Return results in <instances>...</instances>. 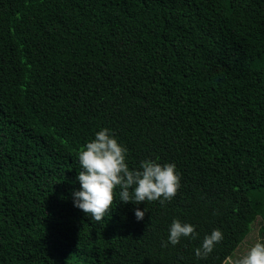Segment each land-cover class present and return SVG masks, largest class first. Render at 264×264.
Instances as JSON below:
<instances>
[{
  "label": "trees",
  "instance_id": "obj_1",
  "mask_svg": "<svg viewBox=\"0 0 264 264\" xmlns=\"http://www.w3.org/2000/svg\"><path fill=\"white\" fill-rule=\"evenodd\" d=\"M101 127L129 168L175 164L171 201L73 207ZM173 218L199 237L162 246ZM254 223L264 239V0H0V264H224Z\"/></svg>",
  "mask_w": 264,
  "mask_h": 264
},
{
  "label": "clouds",
  "instance_id": "obj_2",
  "mask_svg": "<svg viewBox=\"0 0 264 264\" xmlns=\"http://www.w3.org/2000/svg\"><path fill=\"white\" fill-rule=\"evenodd\" d=\"M127 153L128 149L111 129L101 127L95 131L77 153L79 171L74 179L79 187L71 192L73 207L101 221L111 209L114 195H118L121 203L133 205L171 201L181 186L175 164L160 163L159 158H144L137 167L129 168ZM144 215L145 210L133 208L137 222L142 221ZM167 232V241L162 242V246H175L181 240L199 237L195 225L176 218L171 220ZM222 239V231L213 228L200 239L199 246L193 249L194 255L198 259L206 258ZM233 264H264V239H257Z\"/></svg>",
  "mask_w": 264,
  "mask_h": 264
},
{
  "label": "rangeland",
  "instance_id": "obj_3",
  "mask_svg": "<svg viewBox=\"0 0 264 264\" xmlns=\"http://www.w3.org/2000/svg\"><path fill=\"white\" fill-rule=\"evenodd\" d=\"M258 224L254 223L250 233L246 236L245 240L238 246L234 253L225 261L224 264H233L242 255L246 254L247 249L257 240Z\"/></svg>",
  "mask_w": 264,
  "mask_h": 264
}]
</instances>
